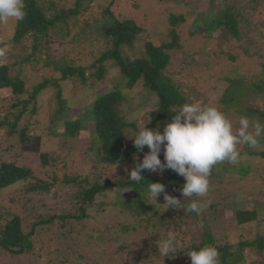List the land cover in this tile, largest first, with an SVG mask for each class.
Segmentation results:
<instances>
[{"label":"trees","instance_id":"trees-1","mask_svg":"<svg viewBox=\"0 0 264 264\" xmlns=\"http://www.w3.org/2000/svg\"><path fill=\"white\" fill-rule=\"evenodd\" d=\"M95 1L24 0L26 16L20 22L15 21L14 34L7 44L25 50L29 46L31 53L23 59L22 64L24 66L26 64L38 65L42 62L43 52L52 44L62 45L69 37H72L70 42L78 43L82 36L88 34L86 31H88L89 23L86 22L85 28L71 36L73 28L80 24V17L90 10L92 4L96 5ZM159 1L172 2L174 0ZM222 1L224 2L222 10L200 13V17L194 21V28L203 29L205 34H201V37L203 39L206 37V41L212 39L214 30H220L223 39L215 40L214 46L218 58L226 63H236L239 59L245 58L251 61L256 56H260V52L250 54L249 50L256 44L254 35H260L264 39L262 31H259V26L264 28V18L255 21L264 10V0ZM98 18L94 20V26L91 25L93 30L89 29V35L93 43L104 48L99 57L89 65L77 64L75 59L69 57L59 61H54L49 57L47 61H44V68H53L60 78L43 79L32 91L27 88L21 75H11L9 65L0 66V99L14 101L10 108L15 110L12 113H6L3 120L0 119V131L7 128L9 135L17 136L21 144L30 142L28 132L31 121L29 120L22 129L19 124L27 114L30 119L38 115V96L52 86L57 88L58 106L50 118V136L58 137L63 131L62 134L65 136L75 138L84 131L82 118L88 117L91 123V150L97 156H95L97 159L94 164L113 169L128 165L133 169L136 163L142 162L144 154L149 149L145 146L143 152L137 153L131 138H134L135 134L145 127L151 130L159 129L162 133L164 125L171 120L174 113L178 112L183 104L191 103L190 96L168 72L173 53L181 45L179 29L187 23V13L181 11L180 13H167V25L164 31L167 40L158 45L149 40L145 41L144 50L140 56L134 54L135 57H131V54L133 55L135 44L145 29L133 19H119L110 6L98 12ZM192 36H195V32ZM243 39H246L247 45H244ZM4 45L0 43V49ZM261 65H263V70L260 72V77L249 78L235 70L224 78L223 81L227 83V87L219 97V104L222 107L221 112L229 120L232 121L234 117L240 119L242 116L253 119L255 115H259L261 117L259 122L264 123V109L257 110L252 106L254 98L259 97L264 103V64L261 63ZM111 68H117L120 77L124 78L123 87L115 85L113 89L96 97L90 105L77 110L73 117L71 103L64 98L60 83L75 79L80 80L81 85L92 86L105 81ZM139 82H143L144 93L151 95L156 103L154 108L146 113L143 125H141V119L129 117V112L134 111L137 106L134 105L133 96L124 93V90H133ZM239 126L237 123L236 127L239 128ZM258 139L260 143L256 148H249L247 144L238 145L239 163L236 165L228 162L219 163L213 167L209 178L213 181L226 182L230 176H233V181L242 183L245 178L254 177L258 169L246 164L245 160L248 157H256L264 162V135ZM49 156L48 153L41 156L42 165L48 164ZM141 175L144 181L139 184L125 176L118 181L113 183L108 181L105 184L91 183L88 177H82V175L68 176L66 179L51 175L50 180H45L36 176L32 169L25 165L3 161L0 158V191L9 193L18 188L22 189L26 196L19 201L18 212L11 213L10 209L0 207V250L12 255V261L18 264V259L24 257L25 254L36 253L32 236L39 234L38 228L47 227L46 230L53 228L54 233L49 237L51 242L54 240L58 244L65 241L60 236L64 232L57 231L65 230L67 225L73 221L81 225L90 216L87 213L88 208L91 206L103 208L104 203L99 202L98 198L111 192L121 199L117 204L120 208L117 214L124 215V212H127L133 218L142 219L141 223L146 219V224L153 228L150 237L156 243L154 250L151 249V255L157 256V262L153 261L152 257L146 258L144 262L138 261L140 258H133L135 260L131 261V258L123 256L122 253L125 251H121L118 253L120 264H191L187 254L209 245L219 252V264H264V232L254 233L258 226L261 227V223L264 224V218H262L264 217V201L256 202L255 207L252 208L236 210L232 222L226 218V212L229 210L226 209L224 202H221L219 195L211 192L209 188L206 197L184 199L185 206L192 199L207 204L206 209L200 215L195 212L188 213L186 216L182 213L180 216L178 213L160 215L159 211H155V215H160V218L157 223H153L149 219L150 208L146 197L148 185L155 182L162 183L169 195L182 200L180 189L185 181L182 176L172 170H165L162 175L145 170ZM60 182L66 185L77 184L80 187L79 191L73 194L75 203L80 206L72 214L61 208L62 214L58 217L44 218L41 210L46 209L48 213H53L54 210L48 203L55 201L56 196L61 198V196L68 197L71 194V189L63 187ZM54 188L57 189L55 194L51 193ZM158 198H163V194ZM112 205L114 207V204ZM21 208L24 209V214L21 213L23 215L19 213ZM10 216V220L3 223L4 219ZM29 227L30 231H28ZM230 228H235L240 232L235 242L228 237L227 231ZM124 230L125 227L120 226L119 231ZM168 232L176 234L177 247L176 251L170 253L169 257L164 260L157 251L158 241L166 238ZM111 236L112 229L107 227L96 237V240L92 241L93 244L90 246L96 249L101 244L110 245ZM81 237L83 236L79 233L78 238ZM83 240L76 245L80 250L85 244ZM248 255L254 257L255 260ZM69 262L71 261L56 258L44 261L43 264H70Z\"/></svg>","mask_w":264,"mask_h":264},{"label":"rangeland","instance_id":"rangeland-1","mask_svg":"<svg viewBox=\"0 0 264 264\" xmlns=\"http://www.w3.org/2000/svg\"><path fill=\"white\" fill-rule=\"evenodd\" d=\"M95 2L96 5H91L90 10L80 17V24L74 27L71 32V36L76 35V33L86 27L85 24L88 22L89 28L86 31L88 34L82 36L78 43L73 44L70 42L72 37H69L62 45L52 44L43 52L42 62L38 65L34 64L30 66L26 64L24 66L22 64L23 59L31 53L29 46L25 50L18 46L11 47L7 44L14 34L15 20H10L6 25H0V43L5 44L0 49L4 51V55L0 56V66L4 64L9 65L11 75H21L27 84V88L32 91L43 79L60 78V75L55 73L53 68H44V61H47L49 57L54 61L69 57L70 59H75L77 64L82 65L93 63L99 57L104 47L92 42L89 29H91V25L94 26V20L99 19L98 12L110 6L112 12L119 19H133L145 29V32L139 36L131 57L140 56L147 40L156 45L167 40L164 33L167 25V13H180V11L187 13V23L179 29L181 33V45L173 53L168 72L174 81L182 86L184 92L190 96L191 103L200 102L202 105L216 107L222 111L219 97L227 87V83L223 81L225 77H228L235 70L249 78L253 76L260 77V72L263 70L261 63L264 64V39L260 35H254L256 44L249 50L250 54L260 52V56H256L251 61H247L245 58L239 59L236 63H226L218 58L214 46L215 40H218V38L223 39L220 30H214L212 39L206 41V37L204 39L201 37V34H205L203 29L194 28V21L200 17V13H208L211 10H222L224 8L222 0H174L172 2H160L159 0H96ZM263 18L264 10L257 16L255 21L257 22ZM260 30L264 36V28L259 26ZM194 32L195 36L193 37L192 34ZM243 41L244 45H247L246 39H243ZM88 72L91 73L90 71ZM122 78L117 68H111L105 77V81L92 86L81 85L80 80L75 79L61 82L63 96L71 103V115L74 117L77 110L79 111V109L81 110L85 106L90 105L96 97L113 89L115 85L123 87L124 78ZM144 92L143 82H139L133 90H124L125 94L133 96V99H135L134 105L137 106L134 111L129 112V117L131 119H141V125L145 124L146 113L151 111L156 104L154 98ZM13 102L0 99L1 120H3L6 113L15 111L10 108ZM57 106V88L49 86L38 96V115L30 119L29 114H27L19 124L20 129H22L29 120L31 121L28 132L30 142L21 144L17 136L9 135L8 129L4 128L0 131V158L3 161H12L18 165H25L31 168L36 176H40L45 180H50L51 175H57L60 179H66L68 176L76 177L77 175H82V177H88L91 183L98 182L105 184L108 181L112 183L118 181L123 176L129 178L128 173L132 170L131 166L123 165V167H115L114 169L116 170H114L104 165L94 164L97 158H95L96 155L91 150V123L88 117L82 118L84 131L80 132L75 138L65 136L62 134L63 131L60 132V136L58 137L50 136V118L56 111ZM252 106L257 110L264 109V103L261 102L259 97L253 99ZM260 118L259 115H255L253 119H249L250 132H254L252 122L259 121ZM239 120L238 117H234L232 121L230 120L234 132L238 130L236 125L237 123L239 124ZM47 153L50 155L48 164L42 165L41 156ZM160 159L163 162V153H161ZM245 163L252 165L258 170L254 177L245 178L242 183L233 181V176H230L226 182L213 181L209 178L210 191L217 193L220 198L219 200L224 202L226 209L229 210L226 212L228 221L233 222L236 210L252 208L255 207L256 202L264 201V162L256 157H248ZM125 169H127V172ZM79 181L81 180L79 179ZM60 183L63 187L66 186V188L71 189V194L68 197L61 196V198H57L56 196L55 201L48 203L54 210L53 213H48L46 209L41 210L44 213V218L58 217L62 214L61 208L72 214L80 206L73 199V194L78 192L80 187L77 184L66 185L62 182ZM56 190V188L52 189L51 193H57ZM24 197L26 196L22 189L17 188L9 193L8 191H0V207L10 209L11 213L18 212V203ZM98 200L104 203V207L102 208L98 205L95 208L93 206L89 207L87 213L90 216L81 225L73 221L67 225L65 230L57 231L64 232L60 236L65 241L61 243L56 244L54 240L52 242L49 241L50 234L54 233L53 228L47 230V227L43 229L38 228L39 234L32 236L36 253L25 254L24 257L18 259V264H43L44 261L55 260L56 258L69 260L71 261L69 262L70 264H98V262L100 264H120L118 253H121V251H125L122 253L123 256L131 258V261L140 258L138 261L142 262L146 258L152 257V260L157 262V256L153 257L151 255V249L154 250L153 248L156 247V243L150 237V232L153 228H151V225L149 227L146 224V219L141 223L142 219L133 218L127 212H124V215L117 214L119 213L118 209H120L117 204L121 199L114 193L109 192L107 195L99 196ZM157 202L161 205H148L150 208L149 219L153 223H157L160 215H164L163 213L171 215L178 213L179 216L180 213L184 216L188 215V212L183 209H167V206L163 205V198H158ZM112 204H114L115 208ZM155 211H159L160 215H155ZM19 213L23 215L24 209L21 208ZM10 218L11 216L5 218L3 223L10 220ZM254 224L257 225V223ZM120 226H124L126 231H119ZM107 227L112 229L111 244L107 246L101 244L96 249L91 247L92 241L96 240V237L102 231H105ZM30 230L31 228L29 227L28 231ZM258 231L264 232V224L261 223V227L258 226L254 233L256 234ZM79 233L83 237L78 238ZM227 233L232 242H235L240 235V232L235 228L228 229ZM82 239H84L85 244L82 245L80 250L76 245L82 242ZM87 242L89 244H86ZM248 257L255 260L250 255ZM12 260V255L0 250V264H14L15 261Z\"/></svg>","mask_w":264,"mask_h":264},{"label":"clouds","instance_id":"clouds-1","mask_svg":"<svg viewBox=\"0 0 264 264\" xmlns=\"http://www.w3.org/2000/svg\"><path fill=\"white\" fill-rule=\"evenodd\" d=\"M24 9V0H0V25H6L10 20H24ZM2 55L4 51L0 50ZM239 125L234 132L231 121L216 107L200 102L185 103L164 125L162 133L159 129L145 127L131 138L137 153L143 152L145 146L149 151L144 154L142 162L136 163L128 173L129 180L139 184L144 181L142 171L162 175L165 170H172L184 178L185 183L180 189L182 200L169 195L164 184L155 182L148 185L146 197L149 204L161 205L157 200L163 194V205L167 209H183L200 215L207 204L192 199L185 206L184 199L206 197L213 167L222 162L238 164V145L247 144L249 148H256L260 143L258 138L264 135V124L259 121L252 122L254 132L249 131L250 120L246 116L240 118ZM176 247V234L168 232L166 238L158 241L157 251L165 260L176 251ZM187 255L191 264H219V252L210 245L190 251Z\"/></svg>","mask_w":264,"mask_h":264}]
</instances>
